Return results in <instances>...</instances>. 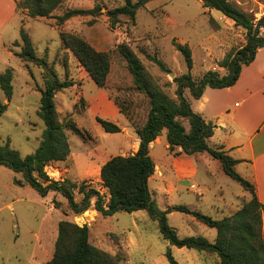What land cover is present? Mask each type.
I'll use <instances>...</instances> for the list:
<instances>
[{"label": "rangeland", "instance_id": "obj_1", "mask_svg": "<svg viewBox=\"0 0 264 264\" xmlns=\"http://www.w3.org/2000/svg\"><path fill=\"white\" fill-rule=\"evenodd\" d=\"M230 1L256 20L264 15V0ZM95 5L101 7V15L92 25L88 24L91 16H77L57 26L55 17L64 11L89 10ZM121 5L120 0H66L54 11L52 18L31 19L17 11L18 16L7 26L11 31L16 27L23 28L36 56L53 65L60 80L73 84L56 93L54 103L59 120L75 123L83 135L66 130L70 153L64 162L48 164L52 169H48L50 177L46 176L58 183L80 185L84 182L100 195H106V191L98 180V168L112 156L135 152L137 137L134 127L142 126L148 111V100L134 89L117 46L126 44L146 72L174 99L172 78L186 74L188 70L183 56L174 49L173 40L189 47L193 61L190 74L195 78L212 70L224 52L237 50L245 41L243 29L236 27L218 11L203 8L200 0H153L136 12L133 21L120 16L118 24L111 28L105 11ZM59 31L77 35L95 50L108 53L110 70L105 86L99 88V92L105 102L111 100L119 104L128 113L131 122L120 112L115 118L103 116L102 111L108 113L106 106L101 111H93L87 104L82 91L88 94L90 88L98 90V87L71 52L64 48ZM8 49L11 56H2L0 51V73L8 68L12 70L13 91L10 101H7L0 90V102L6 104V111L0 117V145L7 141L12 149L25 156L36 150L44 130L38 108L45 75L36 65L13 55L19 51L18 47L10 44ZM148 56H156L169 73L161 72ZM185 96L195 108L196 101L188 91H185ZM96 117L108 120L123 130L105 133L95 122ZM179 120L188 130L187 121ZM159 139L160 142L150 150L156 167L148 181L151 196L159 209L168 208L170 204L181 205L213 219H221L230 216L231 210L230 206L218 200V190L230 203H239L235 200L237 195L247 196L238 183L216 170V161L207 153L173 156L165 147V130ZM185 157L197 168V176L189 181L166 165L170 160L183 165ZM207 184L209 186H205ZM196 186L202 193L201 198L196 197ZM72 194L75 202H80L82 196L77 190H73ZM242 197L238 200L242 201ZM93 202L94 198L87 211L74 214L59 193L49 192L42 197L26 185L20 174L0 166V264H45L53 255L57 226L62 220L79 227L86 225L90 243L112 257H119L120 264H169L165 256L167 249L177 264H219L214 254L169 247L159 234L157 223L151 221L145 211L133 214L118 212L103 218L92 212ZM167 222L179 238L202 237L214 243L215 229L198 223L190 215L172 212L167 215Z\"/></svg>", "mask_w": 264, "mask_h": 264}, {"label": "trees", "instance_id": "obj_2", "mask_svg": "<svg viewBox=\"0 0 264 264\" xmlns=\"http://www.w3.org/2000/svg\"><path fill=\"white\" fill-rule=\"evenodd\" d=\"M66 0H21L16 3V11L23 12L31 19L52 18L54 11ZM122 5L105 11V15L114 28L120 16L131 21L136 12L153 0H120ZM205 9L218 11L223 17L231 20L236 27L244 30V44L237 50L228 51L217 62V66L225 70L220 75L215 70H208L199 78L190 74L193 66L192 54L187 45L174 40L172 45L184 58L188 72L172 78L175 86L174 99L170 98L146 72L140 60L126 45L119 44L117 51L124 59L127 70L132 78L134 89L148 100V111L142 126L134 127L138 139L135 152L110 157L101 167L99 178L106 195L89 187L86 183H58L48 179L44 168L51 163L64 162L69 153L66 130L82 136L83 132L71 121L65 123L58 118L54 97L59 91L72 86V82L60 80L53 65L35 54L32 42L23 28L19 31V39L12 43L19 51L13 55L26 63L39 67L45 75L44 87L40 90L38 117L44 125L41 140L32 154L21 156L12 149L9 142L0 145V166L13 173L20 174L23 181L44 197L49 192L59 193L74 214H82L91 207L103 218L118 212L134 213L145 211L151 221H155L161 237L171 247L193 249L198 252L214 254L219 264H264V204L255 194L254 187L241 178L234 170L237 161L230 158L220 148H210L207 141L214 133V126L206 123L191 108L190 100L185 96L188 91L196 100L209 88L221 89L233 86L239 78L242 67L253 62L258 49L264 47V15L259 19L249 16L230 0H200ZM101 7L93 6L89 10H66L56 16L57 26L77 16H91L88 22L92 25L100 13ZM59 38L65 49L69 50L80 66L86 71L94 84L103 89L110 70L109 55L95 50L90 44L77 35L59 31ZM161 72L169 73L165 65L156 57L148 56ZM11 69L0 73V90L7 101L12 97ZM119 112L131 122V118L123 108L115 103ZM6 111V104L0 102V117ZM179 118L188 123V130ZM95 121L105 133H119L121 129L112 122L96 117ZM166 131L167 151L173 156H190L207 153L218 161L222 172L238 183L249 194L248 200L233 214L221 219H213L185 206H171L159 209L152 198L148 181L154 174L155 164L150 156V144ZM82 196L75 202L72 191ZM56 205V204H55ZM57 208V205L55 206ZM180 212L193 217L198 223L215 229L214 243L202 237L179 238L174 228L169 226L167 215ZM54 252L45 264H120L117 256H110L93 246L89 241V230L86 225H78L62 220L58 223ZM165 256L169 264H177L167 249Z\"/></svg>", "mask_w": 264, "mask_h": 264}, {"label": "crops", "instance_id": "obj_3", "mask_svg": "<svg viewBox=\"0 0 264 264\" xmlns=\"http://www.w3.org/2000/svg\"><path fill=\"white\" fill-rule=\"evenodd\" d=\"M19 1L21 0H0V51L1 55L5 57L12 55L8 49L9 45L19 39L20 27H16L12 31L7 28L8 24L18 16L16 3ZM224 55L225 52L221 59ZM212 70L221 75L226 73L217 64L212 67ZM97 89L90 88L88 94L82 91V97L93 108V111H101L106 106L108 113L102 111V115H110L115 118L119 114L118 108L111 100L105 102L104 97L100 95V89ZM195 101V108L191 103L193 111L200 115L206 123L214 126V133L207 141L208 146L214 149L220 148L230 158L237 161L234 165L235 171L254 187L258 201L264 204V47L257 50L252 63L242 67L239 78L233 86L221 89L207 87L202 96ZM122 130L123 128H121ZM135 141L138 144V139ZM159 142L158 137L150 144V150ZM182 162L183 165H178L176 161L173 163L170 160V163H166V165L186 180L194 179L197 176V168L194 163L187 157ZM100 167L97 173L99 181ZM215 167L217 171H222L218 161L215 162ZM196 192V197L201 198L202 193L198 186H196ZM216 193L219 201H222L225 206H230V214L238 210L248 200L247 192L246 197L236 196L235 200L239 202L238 204L230 203L229 200L227 202L223 198L221 190ZM240 196L242 201L238 200L241 198ZM171 206L173 205L170 204L169 207Z\"/></svg>", "mask_w": 264, "mask_h": 264}, {"label": "built area", "instance_id": "obj_4", "mask_svg": "<svg viewBox=\"0 0 264 264\" xmlns=\"http://www.w3.org/2000/svg\"><path fill=\"white\" fill-rule=\"evenodd\" d=\"M48 169H52V167H50V166H46L45 168H44V172H45V174H47L48 176L50 175V173L48 172ZM50 177V176H49Z\"/></svg>", "mask_w": 264, "mask_h": 264}, {"label": "water", "instance_id": "obj_5", "mask_svg": "<svg viewBox=\"0 0 264 264\" xmlns=\"http://www.w3.org/2000/svg\"><path fill=\"white\" fill-rule=\"evenodd\" d=\"M170 76H172V75H170ZM171 245H169V247H170Z\"/></svg>", "mask_w": 264, "mask_h": 264}]
</instances>
